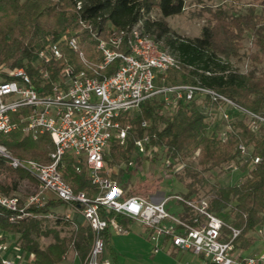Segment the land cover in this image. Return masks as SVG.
<instances>
[{
    "label": "trees",
    "instance_id": "1",
    "mask_svg": "<svg viewBox=\"0 0 264 264\" xmlns=\"http://www.w3.org/2000/svg\"><path fill=\"white\" fill-rule=\"evenodd\" d=\"M183 9L184 0H0V81L11 78L3 68L25 67L33 82L37 83V68L31 62L35 59L43 38L47 35H59L67 29L80 35L87 63L74 52L65 49L64 59L52 60L42 66L49 70L50 77L53 78L65 59L70 57L76 70L83 69L89 73L88 64L99 62L101 55L95 49L96 43L90 36L89 29L82 28L79 19L90 23L91 28L102 38L109 35L111 27L121 30L139 24L144 33L157 42L162 41L160 48H169L183 62L180 69L167 71L170 84H200L210 87L242 107L264 115V0H249L243 13H234L231 17L218 9L208 19V23L202 25L198 36L186 38L175 34L164 20L165 17L180 14ZM153 10L159 13L158 19L150 17ZM246 33L249 34L250 46L241 52ZM122 50L126 51L124 47ZM239 56L246 57L252 64V69L247 72L235 69L230 58ZM117 65V60L106 65L98 71V76L113 73ZM205 71H209V74ZM194 101L189 105L180 104L170 117L157 113L159 101H145L140 113L129 118L132 129L127 137V144L121 146L112 142L105 161L110 167L134 161L143 171L144 164L134 149V140L142 137L145 131L152 144L166 147L160 158L161 162L170 160L175 164L185 161L197 150V166L187 162L174 175L185 187L184 195L188 197L198 194L199 188L208 183L203 174L205 171L236 160L240 155V143L250 147L252 156H259L258 162L248 168V157L239 165L242 171H247L241 180L227 185L212 183V196L209 199L210 210L241 229L240 235L233 242L234 249L247 250L257 240L251 232L264 227V126L258 132H253L245 121L236 120L233 131L225 139L207 135L206 115ZM28 111L27 107H20L16 112L10 113L16 126L7 134L0 132V143L19 158L47 161L54 145L47 133H37L33 138L32 133L23 131L25 122L21 121V117L27 115ZM143 120L149 124L146 129L141 127ZM62 163V177L74 191L85 190L90 194L97 191L83 162L78 163L72 154L66 153L62 157ZM77 166L81 167L80 171L76 169ZM125 170L121 168L116 174H111L120 182L123 197H146L158 189L159 186L153 183L154 177L149 174L144 173L145 181L138 185L131 182L133 175L129 174L124 178ZM0 173L9 178L8 183L0 182V190L6 194L20 188L24 189L25 195L37 191V181L34 178L22 169L10 168L1 158ZM62 204L64 202L60 199H54L48 200L40 208L29 206L26 211L30 215L13 222L9 221L12 212L0 209V231L13 235L14 246L34 256L31 264H59L62 256L71 251L76 252L78 261L82 264L93 242V233L87 223L72 227L69 235L60 237L55 234L54 240L45 245L40 242V237L49 233V230L34 215L46 214L51 208ZM99 213L108 222L103 231L107 246L110 218L121 223L123 215L107 212L102 206L99 207ZM5 242V236L1 235L0 243Z\"/></svg>",
    "mask_w": 264,
    "mask_h": 264
},
{
    "label": "built area",
    "instance_id": "2",
    "mask_svg": "<svg viewBox=\"0 0 264 264\" xmlns=\"http://www.w3.org/2000/svg\"><path fill=\"white\" fill-rule=\"evenodd\" d=\"M77 7H80V2ZM79 23L82 28L89 29L96 43L95 49L101 55L99 62L88 64L89 73L83 69L76 70L70 57L65 59L53 78L49 70L42 66L52 60L64 59L65 49L74 52L87 63L80 35L67 29L59 35L43 38L31 62L37 68V83L33 82L25 67L7 70L11 78L0 81V132H11L16 125L10 113L20 107H27V115L21 117V121L25 122L23 131L32 133L33 138L37 133H47L54 145L47 161H39L19 158L0 143V158L10 168L22 169L37 181V191L23 200L16 194H6L0 190V209L12 212L9 221L29 216L30 213L26 211L29 206H44L48 201L45 192L50 191L56 199L79 211L92 230V247L82 264H111L110 259L104 256L103 231L108 222L100 216V206L107 212L122 214L142 224L147 229L153 253L163 250L167 243L169 247L189 251L210 264H264V250L244 253L246 250L234 249L233 242L240 235L241 229L210 210L209 197L199 194L187 197L184 192L166 195L160 189L146 197H123L120 182L111 174L124 168L133 176L142 175L141 166L129 161L110 167L105 161L112 142L121 146L127 144L132 129L129 118L139 114L147 100L159 101L157 113L170 117L180 104L189 105L200 97L211 109L208 116L219 114L223 128L212 134L222 140L233 131L236 118H242L251 131L258 132L264 126V115L242 107L210 87L166 83L167 71L180 69L184 64L174 53L160 48L159 42L144 33L139 24L121 30L111 27L109 35L102 38L91 28L90 23L83 19H79ZM116 60L118 65L113 73L98 76L100 69ZM187 67L193 68L191 65ZM205 73L209 74V71ZM148 125L146 120L141 122L144 129ZM134 149L146 166V171L149 167L153 170L158 168L160 163L163 175L174 177L183 166L182 162L180 167L174 166L178 162H161L166 147L152 144L146 132L134 140ZM238 149V160L250 158L248 168L258 162L259 156H252L250 147L240 143ZM66 153L72 154L78 163H84L88 177L97 187L95 193L74 191L64 180L60 166H63L62 157ZM227 163V168H230L231 163ZM80 168L76 167L78 171ZM230 169L232 173L237 168L233 166ZM171 199L183 204L180 213H173L167 208ZM37 215L47 216V213L34 216ZM64 217L73 227H77L78 223L70 213ZM109 225L117 233L125 232L124 227L113 217ZM257 232H264V227L258 228ZM7 249L8 244L0 243L2 264H30L34 260L30 254L31 260L27 263L21 260L16 262L5 254ZM67 255L62 256L59 264H64ZM74 255L77 257L76 252Z\"/></svg>",
    "mask_w": 264,
    "mask_h": 264
},
{
    "label": "rangeland",
    "instance_id": "3",
    "mask_svg": "<svg viewBox=\"0 0 264 264\" xmlns=\"http://www.w3.org/2000/svg\"><path fill=\"white\" fill-rule=\"evenodd\" d=\"M247 2H249V0H184L183 11L180 14L165 17L164 20L167 22L168 26L172 29V31L175 32V34L183 36L185 38L195 37L199 35L202 25L208 23V19L213 17L215 11H217L218 9H222L229 17H231L234 13H243L247 6ZM150 17L152 19H158L160 15L156 10H153L150 14ZM248 36L249 34L246 33L242 41L243 47L241 49V52L245 51L250 46ZM160 44H162L161 40H159V45ZM166 49L170 51L169 48ZM230 62L232 66L240 72H247L248 70L252 69V64L244 56L232 57L230 58ZM3 70L7 71L9 70V68L5 67L3 68ZM167 78L168 76H165V82L169 83ZM194 102L200 106V108L206 115L205 121L208 124V128L206 131L207 135H213L212 132H217L218 130H221L223 128L224 124L220 120L219 114L216 113L215 115H212V117L208 116V111H211V109L208 107L206 102H204L200 97H197ZM164 112L166 113V111ZM164 117L168 116L164 115ZM235 120H242V118L238 117ZM197 156L198 151L196 150L185 161H179L174 166L180 167L181 162L183 163V166L178 169V172L184 168V165L187 162L196 167ZM242 162V158L230 162V168L233 166L237 168L232 173L230 172L231 169L227 168L228 163H223L218 167L205 171L203 174L205 177H207L208 183L203 187L199 188L198 194L202 196H207L210 199L212 196V193L210 192V185L212 183L217 182L220 185H227L234 183L237 180L243 179L246 172L242 171L239 167ZM152 170L153 168L149 167L148 171H146V166L144 165L142 175L132 176L131 182L140 185L145 181L144 173H146L154 177L152 178L153 183L156 186H159L158 189L162 190L166 195L175 193L181 194L182 192H185V187L180 182H178L175 177H165L163 175L160 163H158V168L153 170L154 172H149ZM124 176V178L128 177L129 173L126 172ZM0 182L8 183L9 178L6 177L4 173H0ZM23 190V188H20L18 191L10 192L7 194H16L23 200L26 196L29 195H25L23 193ZM46 200H48V198H46ZM59 206L51 208V210L47 213V216H36V218L40 219L42 225L45 226L44 228L49 230V233L43 234L40 237V242L42 245L52 242L54 240L55 234L59 235L60 237L69 235V231L73 227L72 223L69 220H66L64 217L67 212H71L73 211V209L67 204H62ZM167 208L173 213H180L184 207L181 202H178L176 199H171L167 203ZM49 214L51 215L49 216ZM43 218L45 219L43 220ZM65 222L68 224H66ZM251 233L257 238L255 243L253 244V249L251 253H256L261 250H264V232L258 233L257 231H254ZM1 235L5 236L6 238L5 243L8 244L7 251L9 252V255L16 262L21 260V262L27 263L29 261L28 259L31 258V255L23 252L22 250L14 246L13 235H9L7 233H3ZM143 253L144 254L142 256H136L135 261L137 264H184L185 261L190 263L192 258V254H188L185 260H183L182 258L179 259L178 257L171 255L169 252L163 250L160 253L156 254L153 253L151 246H149ZM65 261H67L65 262V264H71L72 262V264H80L78 259L75 258L73 251L68 253Z\"/></svg>",
    "mask_w": 264,
    "mask_h": 264
},
{
    "label": "crops",
    "instance_id": "4",
    "mask_svg": "<svg viewBox=\"0 0 264 264\" xmlns=\"http://www.w3.org/2000/svg\"><path fill=\"white\" fill-rule=\"evenodd\" d=\"M112 174H116V173H112ZM45 196L46 198H48V200L56 199L55 195L50 191H46ZM67 213H70L72 219H74V221L77 222L78 224L85 223V220L79 211L73 209V211ZM119 224L122 227H124L125 232L117 233L112 227L109 228L110 236H109L108 245L105 246L104 256L110 259L111 264H137L135 261L136 256L139 255L142 256L144 254L143 252L149 246H151V243L148 239L147 229L142 224L124 215L123 217H121V223ZM3 233L4 232L0 231V235ZM252 247L253 245L249 249L244 251V253L252 250L253 249ZM161 251H159L158 253H160ZM163 251L169 252L171 255H174L179 259L182 258L183 260L187 258L188 254H192L189 251L185 252L169 247L167 243L164 244ZM5 254L10 256L8 251H6ZM75 258L77 257L75 256ZM32 262H30V264ZM65 262L67 261H64V264ZM184 264H210V263L207 260L199 258L196 255L192 254L190 263L185 261Z\"/></svg>",
    "mask_w": 264,
    "mask_h": 264
}]
</instances>
